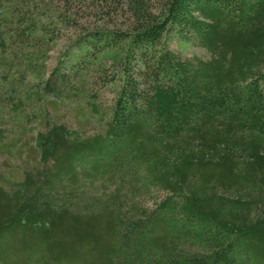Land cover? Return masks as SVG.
I'll list each match as a JSON object with an SVG mask.
<instances>
[{
	"label": "trees",
	"instance_id": "1",
	"mask_svg": "<svg viewBox=\"0 0 264 264\" xmlns=\"http://www.w3.org/2000/svg\"><path fill=\"white\" fill-rule=\"evenodd\" d=\"M45 97L101 130L37 133L0 184V264H264V0H0V107Z\"/></svg>",
	"mask_w": 264,
	"mask_h": 264
},
{
	"label": "rangeland",
	"instance_id": "2",
	"mask_svg": "<svg viewBox=\"0 0 264 264\" xmlns=\"http://www.w3.org/2000/svg\"><path fill=\"white\" fill-rule=\"evenodd\" d=\"M99 16L91 17V22ZM123 16L108 19V25L122 27ZM165 44L181 58H209V52L193 41H183L174 33L164 39ZM67 41L62 40L52 51L48 62V70L55 64L56 56L65 49ZM97 85L95 89H97ZM94 85L90 86L91 92ZM112 88L108 85L101 89L96 105L100 112L107 109L113 98ZM91 113L83 101L77 98L61 99L55 97L32 98L18 109L11 104L0 107V184L9 180H19L26 171L39 166V155L36 146V135L44 131L50 124L57 123L74 129L80 135H91L101 130L100 120ZM106 117V115L104 116ZM162 191L152 189L146 195L137 198L143 205L151 206L155 198L163 196Z\"/></svg>",
	"mask_w": 264,
	"mask_h": 264
}]
</instances>
